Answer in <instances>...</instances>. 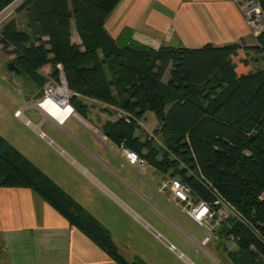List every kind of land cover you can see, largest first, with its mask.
<instances>
[{
	"label": "trees",
	"instance_id": "trees-1",
	"mask_svg": "<svg viewBox=\"0 0 264 264\" xmlns=\"http://www.w3.org/2000/svg\"><path fill=\"white\" fill-rule=\"evenodd\" d=\"M15 1L0 0V14ZM118 2L23 0L16 11H24L25 29L9 21L0 45L43 87L48 79L40 70L49 66V77L65 81L69 104L81 116H87L81 98L121 110L124 118L105 124L103 133L186 184L196 203H214L219 193L238 213L220 223L239 248L228 254L230 263L264 264V66H252L240 44L119 45L105 29ZM257 41L254 49L264 55V29ZM148 112L158 126L150 137L140 126ZM0 188L34 191L116 264H146L127 261L110 232L1 134Z\"/></svg>",
	"mask_w": 264,
	"mask_h": 264
},
{
	"label": "crops",
	"instance_id": "crops-1",
	"mask_svg": "<svg viewBox=\"0 0 264 264\" xmlns=\"http://www.w3.org/2000/svg\"><path fill=\"white\" fill-rule=\"evenodd\" d=\"M11 20L18 29H25L24 11H16ZM105 29L119 45L134 41L154 50L240 44V54L252 66H264V55L254 49L258 34L233 0H119L106 18ZM72 37L80 44L75 29ZM81 101L87 107L86 117L74 112L59 123L44 114L62 132V143L49 140L56 148H49L54 162L42 155L40 164L25 156L110 232L127 261L195 264L171 242L179 233L191 240L187 234L191 226L200 228L169 205L170 189L164 196L158 193L172 178L148 164L125 166L122 146L102 131L105 124L117 122L118 109L88 98ZM145 120L157 124L152 112ZM145 125L140 123L148 134ZM39 135L45 137L42 132ZM57 157L60 163L55 162ZM149 178L160 179L159 186ZM202 240L196 245L204 250L208 244L202 246ZM0 264L116 263L34 191L0 188Z\"/></svg>",
	"mask_w": 264,
	"mask_h": 264
},
{
	"label": "rangeland",
	"instance_id": "rangeland-1",
	"mask_svg": "<svg viewBox=\"0 0 264 264\" xmlns=\"http://www.w3.org/2000/svg\"><path fill=\"white\" fill-rule=\"evenodd\" d=\"M13 60L14 57H11L9 52L5 51L3 46L0 45V134L14 148L33 161L40 163L43 155L48 156V160L54 162V156H51L53 152L50 149L55 151L56 148L52 144H49V140L57 144L62 143L60 140L62 132L54 126L51 120H45L44 113L36 108L37 104L44 101L46 86L43 87L36 83L33 78L26 73L17 75L9 72L8 64L13 62ZM40 74L48 79L49 85L53 86L56 91L60 88L62 89V81L56 82L49 77V66L41 69ZM66 94V101L69 104L68 101L70 100L71 93H67L66 91ZM69 94L70 96L68 99ZM34 104L36 107L33 106ZM17 111L20 112V115H16ZM147 115L148 113L146 116ZM26 120H28L30 124H27ZM142 122L149 128L150 132L147 136H153L158 127L156 122L153 120H145ZM33 126L37 127V129ZM39 132H42L46 138L40 136ZM155 141L156 144H162L160 138H158V140L155 139ZM55 162L60 163L58 157L55 159ZM159 182L160 179L157 182L152 181L151 183H156V185L159 186ZM169 205H172L178 212L184 214L173 204L169 203ZM191 227V232L187 234L192 241L180 233L175 235V238L171 241L180 252L191 257L195 264H231L227 256L229 253L237 252L239 248L235 240L226 237L225 233L221 231L220 225H214L212 230L213 237L204 250L196 245L204 238V232L196 225ZM209 255L214 257L216 261L213 262V259ZM173 259L175 260V258ZM175 264L188 263L175 260Z\"/></svg>",
	"mask_w": 264,
	"mask_h": 264
},
{
	"label": "built area",
	"instance_id": "built-area-1",
	"mask_svg": "<svg viewBox=\"0 0 264 264\" xmlns=\"http://www.w3.org/2000/svg\"><path fill=\"white\" fill-rule=\"evenodd\" d=\"M22 1L23 0H16L0 14L1 29L8 22L9 18L16 12ZM233 1L237 3L248 25L252 27L259 35L260 32L264 29V9L260 0ZM62 84V88L66 89L67 93H70L64 80H62ZM56 92V89L53 86H50L48 83L45 89L44 100L47 98H54ZM69 96L70 94L68 95V99ZM117 116L118 119H121L124 118L125 115L121 110H118ZM122 148V157L125 166L146 165V162L143 161V159L137 152L131 151L124 146H122ZM166 189H170L171 191V195L166 197L168 202L173 204L177 209H180L204 232L202 246L208 244L212 239V230L214 228V225H220V223L224 220L238 216L235 208L228 202H226L225 199L222 198L221 195H219V193L217 192L215 193L216 199L214 203L203 201L196 203L192 197V190L180 180L172 179L168 182L163 183L162 187L158 190V193L164 196ZM171 249L174 250V247L171 246Z\"/></svg>",
	"mask_w": 264,
	"mask_h": 264
},
{
	"label": "bare ground",
	"instance_id": "bare-ground-1",
	"mask_svg": "<svg viewBox=\"0 0 264 264\" xmlns=\"http://www.w3.org/2000/svg\"><path fill=\"white\" fill-rule=\"evenodd\" d=\"M66 97V89L62 88L56 92L54 98H47L41 102L39 108L48 118L64 123L74 113L73 108L67 103Z\"/></svg>",
	"mask_w": 264,
	"mask_h": 264
},
{
	"label": "water",
	"instance_id": "water-1",
	"mask_svg": "<svg viewBox=\"0 0 264 264\" xmlns=\"http://www.w3.org/2000/svg\"><path fill=\"white\" fill-rule=\"evenodd\" d=\"M8 71H9V72H12V73H15V74H17V75H21V74H22L21 70H20L18 67H16V65H15L14 62H11V63L8 64ZM39 105H40V103L37 104L36 106H37V108L40 110ZM73 110H74V109H73ZM40 111H41V110H40Z\"/></svg>",
	"mask_w": 264,
	"mask_h": 264
}]
</instances>
